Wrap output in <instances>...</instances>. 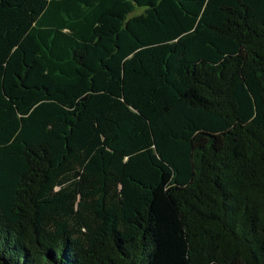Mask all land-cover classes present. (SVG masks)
<instances>
[{"label": "trees", "instance_id": "obj_1", "mask_svg": "<svg viewBox=\"0 0 264 264\" xmlns=\"http://www.w3.org/2000/svg\"><path fill=\"white\" fill-rule=\"evenodd\" d=\"M0 264H264V0H0Z\"/></svg>", "mask_w": 264, "mask_h": 264}]
</instances>
